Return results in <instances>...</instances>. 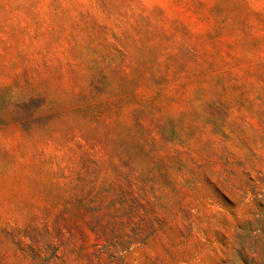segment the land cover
I'll use <instances>...</instances> for the list:
<instances>
[{"label":"rangeland","instance_id":"374dc122","mask_svg":"<svg viewBox=\"0 0 264 264\" xmlns=\"http://www.w3.org/2000/svg\"><path fill=\"white\" fill-rule=\"evenodd\" d=\"M0 264H264V0H0Z\"/></svg>","mask_w":264,"mask_h":264}]
</instances>
